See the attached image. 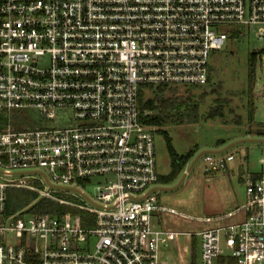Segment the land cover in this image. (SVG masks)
<instances>
[{"label":"built area","instance_id":"built-area-1","mask_svg":"<svg viewBox=\"0 0 264 264\" xmlns=\"http://www.w3.org/2000/svg\"><path fill=\"white\" fill-rule=\"evenodd\" d=\"M220 24L264 38V0H0V119L33 107L44 122L0 123V264H168L160 252L180 236L190 261L178 249L179 264H191L193 237L199 264H264V172L246 175L244 201L226 213L243 211L242 219L194 233L160 226L162 212L180 213L151 186L153 129L139 94L206 84L211 54L228 37ZM232 160L203 152V171ZM8 188L67 210L9 213Z\"/></svg>","mask_w":264,"mask_h":264},{"label":"rangeland","instance_id":"rangeland-1","mask_svg":"<svg viewBox=\"0 0 264 264\" xmlns=\"http://www.w3.org/2000/svg\"><path fill=\"white\" fill-rule=\"evenodd\" d=\"M218 30L228 35L241 31V36L228 38L222 49L212 52L206 84L197 87L168 86L163 90L164 97L176 96L181 100L189 97L192 102H196L197 120L149 125L153 129L155 169L158 175H165L170 170L163 131L170 137L178 154L192 151L191 157L173 181H157L151 185L157 188L156 198L160 205L187 216L167 211L160 214V226L173 231L194 233L242 219L243 211L229 217L226 213L244 201L246 175L264 172V134L261 133L264 130V52L258 53L264 48V38H256L242 25L220 24ZM249 51L257 52L254 73L250 79L247 76ZM142 92L143 100L154 96L153 88H144ZM248 95L254 105L252 121L247 119ZM145 113L156 114L157 109L145 110ZM1 118L2 127H5L8 118L10 127L15 129L44 124L42 115L33 107L4 110ZM60 118L62 122L66 120L65 116L61 115ZM218 140L220 145L217 144ZM227 145V149L221 150ZM207 151L215 154L230 152L233 160L225 170L204 172L203 153L193 160L198 153ZM34 184L44 186L36 180ZM53 189L66 190L60 187ZM53 193L73 203L90 204L84 195L76 192ZM85 194L90 198L89 191ZM205 217L212 220H200ZM194 240V263L199 264V239L196 237ZM187 245L186 238L180 236L177 242L162 248L160 254L168 264H179L176 254L180 246H184L179 257L181 262L190 261Z\"/></svg>","mask_w":264,"mask_h":264},{"label":"trees","instance_id":"trees-1","mask_svg":"<svg viewBox=\"0 0 264 264\" xmlns=\"http://www.w3.org/2000/svg\"><path fill=\"white\" fill-rule=\"evenodd\" d=\"M241 36V31H237L236 34H229L228 38L234 39ZM264 52V48L260 49L258 53ZM257 52L249 51L247 54V76L250 79L254 73V60ZM209 77V73H208ZM208 80V78H207ZM147 88L154 90V96L143 100V92L139 94V105L142 110H153L157 109L156 114L145 113L142 119L145 124L152 126H160L167 122H195L197 120V103L192 102L189 97L181 100L176 96H163V90L167 86L165 85H147ZM197 87V86H195ZM254 117V105L252 98L248 95L247 99V119L252 121ZM264 134V130L261 132ZM166 148L170 157V170L165 175H157V181L162 183H169L173 181L177 175L182 171L187 160L191 157L192 151H187L184 154H178L170 140V137L163 131ZM220 145V140L217 141ZM230 153V152H228ZM233 155V154H232ZM227 168V167H226ZM225 168V169H226ZM224 169V170H225ZM218 171V170H216ZM212 172V171H211ZM259 173H254L252 175L256 176ZM26 208L30 212H64L67 210L66 207L58 205L56 202L45 198H37L34 192L19 189V188H8L6 191V209L7 212L12 213L20 209ZM195 237L192 239L191 246V264L194 263V247H195Z\"/></svg>","mask_w":264,"mask_h":264},{"label":"water","instance_id":"water-1","mask_svg":"<svg viewBox=\"0 0 264 264\" xmlns=\"http://www.w3.org/2000/svg\"><path fill=\"white\" fill-rule=\"evenodd\" d=\"M230 145V144H229ZM229 145H227V146H225L224 148H222L221 150H225V149H227L228 147H229ZM203 152H200V153H198L196 156H195V158H194V160H193V162L202 154Z\"/></svg>","mask_w":264,"mask_h":264},{"label":"crops","instance_id":"crops-1","mask_svg":"<svg viewBox=\"0 0 264 264\" xmlns=\"http://www.w3.org/2000/svg\"><path fill=\"white\" fill-rule=\"evenodd\" d=\"M182 250H183V246H180V248H179V254H181Z\"/></svg>","mask_w":264,"mask_h":264},{"label":"bare ground","instance_id":"bare-ground-1","mask_svg":"<svg viewBox=\"0 0 264 264\" xmlns=\"http://www.w3.org/2000/svg\"><path fill=\"white\" fill-rule=\"evenodd\" d=\"M184 247V246H183Z\"/></svg>","mask_w":264,"mask_h":264}]
</instances>
